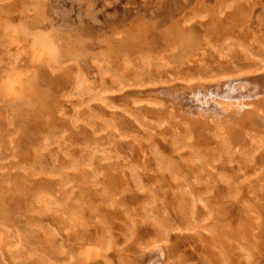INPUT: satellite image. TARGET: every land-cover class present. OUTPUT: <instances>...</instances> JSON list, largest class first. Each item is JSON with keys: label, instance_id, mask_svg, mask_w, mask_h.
I'll use <instances>...</instances> for the list:
<instances>
[{"label": "rangeland", "instance_id": "1", "mask_svg": "<svg viewBox=\"0 0 264 264\" xmlns=\"http://www.w3.org/2000/svg\"><path fill=\"white\" fill-rule=\"evenodd\" d=\"M80 1L83 14L90 18L84 19L77 3L64 1L67 17L72 18L64 31L58 27L60 18L53 24L48 20L54 12L45 11L47 0H0V73L4 75H0V264H77L76 257L85 250L96 253L89 264H136L140 251L154 248L155 242L167 250L164 264H264V102L247 106L251 122L244 111L239 124L232 120L234 116L220 118L201 128L197 124L198 132L192 129L197 126L195 116L183 114L185 108L171 102L177 92L182 95L185 88L208 82L216 73L264 72V0L257 4L256 0ZM222 6L235 14L253 9L251 28L240 26V21L237 27V20H231L230 30L222 25L218 32L215 26L223 15ZM44 12H49L48 18ZM155 22L159 35L179 31L177 23L193 24L199 46L178 50L159 43L151 48L141 45ZM25 28L31 33L25 34ZM33 31L45 35L39 41H52L53 45L48 40L50 59L45 57V62L38 63L43 53L35 49L40 42L32 39ZM221 31L234 36H219ZM239 32L248 39L238 40ZM22 46L29 50L22 53ZM241 120L247 124L241 125ZM227 124L233 131L245 130L239 131L242 140L234 139L232 147L227 143V132L232 130ZM202 160L209 161L206 170ZM163 161L180 165L166 168ZM173 173L188 176L187 185L173 179ZM187 191L198 202L191 218L177 200L181 194L186 199ZM225 204L231 205L224 209L226 213ZM181 212L189 218L181 220ZM196 246L201 248L194 250ZM127 255L129 259L121 258Z\"/></svg>", "mask_w": 264, "mask_h": 264}, {"label": "bare ground", "instance_id": "2", "mask_svg": "<svg viewBox=\"0 0 264 264\" xmlns=\"http://www.w3.org/2000/svg\"><path fill=\"white\" fill-rule=\"evenodd\" d=\"M17 1V0H16ZM64 1H66L65 3H67V1L68 0H47V4H48V6H47V4H46V9H45V11L47 10V11H52V12H54V15L52 16V18H53V20H52V18H49L48 20H50V22H51V24H53L52 22H56V21H54V20H56L57 18L59 19H61V22H59L60 23V26L58 25V27L60 28V29H62V30H66V29H69V26L71 25L70 24V20H72V18H70V17H67V16H69L68 14V12H69V8H67L65 5H64ZM168 1H170V0H168ZM175 1V0H174ZM257 1L258 0H256L255 2H256V4H257ZM46 2V1H45ZM69 2H72L73 4L74 3H77L78 4V7H79V3H82L80 0H69ZM9 3H10V1H9ZM38 3V2H37ZM71 3V4H72ZM165 3V2H164ZM253 3V2H252ZM259 3V2H258ZM18 4V3H17ZM76 4V5H77ZM54 5H56L57 7L55 8L54 7ZM166 5V4H165ZM170 5V4H169ZM171 5H173L172 3H171ZM174 5H176V4H174ZM173 5V6H174ZM261 5V4H260ZM38 6V5H37ZM178 6V5H177ZM219 6V5H218ZM228 6V5H227ZM235 6V5H234ZM248 6V5H247ZM10 7H11V5H10ZM20 7V6H19ZM36 7V6H35ZM231 7V6H230ZM254 6L252 5V8H253ZM260 7V6H259ZM258 7V8H259ZM1 8H3V7H1ZM76 8V7H75ZM221 8V7H220ZM222 8H223V10H224V12H226L227 11V13H225L224 14V12H223V15H221L220 17L218 16V14L216 15V16H218V19L216 20L217 21V24H216V26L215 27H217L216 29H218V32L220 31L219 29H221L222 28V25H223V28L224 27H228V29L230 30V28H229V25L231 24L230 23V21L231 20H237V24H238V26L237 27H239V21H240V23L242 24H240V26H242V27H246L247 25H248V28L247 29H249V28H251V25L254 23V21H253V17L255 16L254 15V13L255 12H253V9L252 10H248L247 12L248 13H246V11H238L239 13L238 14H235L234 13V11L233 10H227V9H225L224 8V6H222ZM249 8V7H248ZM8 9V8H7ZM74 9V8H73ZM231 9V8H230ZM255 9V8H254ZM4 10V9H3ZM9 10H10V8H9ZM39 10V9H38ZM71 10V9H70ZM77 10V9H76ZM79 10L81 11L80 13H84V12H82L83 11V6L82 7H79ZM6 11V10H5ZM25 11V10H24ZM73 11H75V10H73ZM84 11H85V8H84ZM210 11H212V10H210ZM256 11V10H255ZM220 12V11H219ZM29 13V12H28ZM32 13V12H31ZM34 13V12H33ZM38 13H39V11H38ZM45 13V15L47 16V14H49V12L46 14V12H44ZM70 13H72V12H70ZM218 13V12H217ZM4 14V13H3ZM30 14V13H29ZM149 14V13H148ZM213 14V13H212ZM24 15V14H23ZM39 15V14H38ZM71 15V14H70ZM31 16H32V14H31ZM50 17H51V15H49ZM75 16V15H74ZM77 16V15H76ZM83 16H84V19L85 18H90L89 16H86L85 14H83ZM83 16H82V18H83ZM142 16V15H141ZM5 17V16H4ZM28 17V16H27ZM40 17V16H39ZM145 17V16H144ZM47 18H48V16H47ZM211 18V17H210ZM237 18V19H236ZM42 19V18H41ZM216 19V18H215ZM88 20V19H87ZM163 20V19H162ZM165 20V19H164ZM163 20V21H164ZM180 20V19H179ZM178 20V21H179ZM23 21V20H22ZM32 21V20H31ZM76 21V20H75ZM81 21V20H80ZM84 22V21H83ZM181 22L182 21H180L179 23L181 24ZM206 22H207V20H206ZM206 22L204 23L205 25H206ZM231 22H234V21H231ZM33 23V22H32ZM86 23V22H85ZM118 23V22H117ZM157 22H155V24H154V30H152V32L154 33V34H152V32H151V34L150 35H148V36H144V37H142V39H141V42H140V44L141 45H143L144 44V46H146L147 48H151L150 46H152V45H156V44H158L159 43V45H161V44H163L166 48H170V47H172L173 49H175V48H178V47H182V49L183 50H187L188 48H195V47H197V46H199V42H200V38H198L199 37V35H197V33L195 32H192L191 30H193L194 28H192L191 26L193 25V24H191V23H189V24H184V25H180V24H176V25H174V26H177L178 27V29H179V31H175V33L173 32V31H170V32H163V33H161L160 35H159V33H155V31L156 30H158V23L156 24ZM216 23V22H215ZM230 23V24H229ZM236 23H235V25L234 26H236ZM13 24V23H12ZM62 24V25H61ZM73 24V23H72ZM125 24V23H124ZM132 24V23H131ZM211 24V23H210ZM232 24H234V23H232ZM231 24V25H232ZM247 24V25H246ZM21 25V24H20ZM141 25H142V23H141ZM208 25V24H207ZM54 26V25H53ZM57 26V25H56ZM120 26H122V25H120ZM197 26L198 25H196V28H197ZM19 27V26H18ZM127 27V26H126ZM132 27V26H131ZM139 27V26H138ZM215 27H213V28H215ZM232 27V26H231ZM209 28H210V26H209ZM233 28V27H232ZM241 28V27H240ZM22 29V28H21ZM57 29V28H56ZM146 29V28H145ZM206 29V28H205ZM215 29V30H216ZM18 30H19V28H18ZM24 30V29H23ZM28 30V28H25V30H24V32H25V34H26V31ZM58 30V29H57ZM64 30V31H65ZM210 30V29H209ZM222 30H224V29H222ZM240 30V29H239ZM28 31H30V30H28ZM54 31V30H53ZM60 31V30H59ZM128 31V30H127ZM132 31H133V29H132ZM211 31V30H210ZM241 31V30H240ZM245 31V30H244ZM19 32H21V31H19ZM61 32V31H60ZM180 32V33H179ZM213 32V31H212ZM216 32V31H215ZM29 33H31V31L29 32ZM29 33H27V34H29ZM33 34H34V36H32V39L35 41V42H38L39 41V39H37V38H43V37H45V35H43L42 33H39L38 31L36 32V34L34 33V31L32 32ZM64 33V32H63ZM146 33V32H145ZM226 33H228L229 35H231L232 37L234 36L233 35V33L230 31H225V33L224 32H220V34H218L219 36L220 35H224V34H226ZM238 33V32H237ZM247 33V32H246ZM20 34V33H19ZM22 34V33H21ZM20 34V35H21ZM42 34V35H41ZM45 34V33H44ZM137 34V33H136ZM207 34V33H206ZM227 34V35H228ZM235 34H236V32H235ZM239 36L237 37L238 38V40H241V39H243L244 40V38L242 37L243 35H244V33H242V36H241V33L239 32ZM247 34H249V31H248V33ZM252 34V33H251ZM17 35V34H16ZM32 35V34H31ZM35 35H37V37L35 36ZM48 35V34H47ZM138 35V34H137ZM216 34L214 33V36H215ZM238 35V34H237ZM27 36V35H26ZM43 36V37H42ZM206 36V35H205ZM213 36V37H214ZM231 36H229V37H231ZM241 36V39H239V37ZM247 36V35H246ZM249 36V35H248ZM54 37V36H53ZM203 37V36H202ZM217 37V36H216ZM227 37V36H226ZM225 37V38H226ZM231 37V39H233ZM19 38H20V36H19ZM49 38H51V37H49ZM129 38V37H128ZM136 38V37H135ZM215 38V37H214ZM213 38V39H214ZM256 38V37H255ZM45 39V38H44ZM47 39V38H46ZM131 39V38H130ZM216 39V38H215ZM219 39V38H218ZM217 39V40H218ZM246 39H248V38H245V40ZM251 39H253V37L251 38ZM31 40V39H30ZM50 41V39H47V40H43V41H39L40 42V44L39 43H37V44H39V46H37V47H35V45H34V42H33V46L35 47V49L36 50H40V49H42L41 51H42V53H43V60H40V61H38V63H40L41 61L43 62L44 61V59H45V57H47V52H46V48H47V46L50 44V42H51V45H53L52 44V41ZM126 40V39H125ZM129 40V39H128ZM132 40H134L133 38H132ZM204 40V39H203ZM209 40V39H208ZM234 40H236L235 39V37H234ZM25 41H26V39H25ZM130 41V40H129ZM207 41V40H206ZM205 41V42H206ZM210 41V40H209ZM21 42L22 43H24L23 42V40H21ZM27 42L28 43H30V41L29 40H27ZM242 42V41H241ZM246 42V41H245ZM127 43V42H126ZM36 44V43H35ZM124 44V43H123ZM128 44V43H127ZM206 44H208L207 42H206ZM24 45H26V44H24ZM33 46H32V48H33ZM50 46V45H49ZM27 47V46H26ZM132 47V46H131ZM134 47V46H133ZM132 47V48H133ZM201 47H202V45H201ZM200 47V48H201ZM204 47V46H203ZM24 48V46H22V53H23V51L25 50V49H23ZM30 48V47H29ZM58 48V47H57ZM136 48V47H135ZM171 48V49H172ZM199 48V47H198ZM48 49V48H47ZM59 49V48H58ZM73 49H75V48H73ZM134 49V48H133ZM140 49H142V47L140 48ZM139 49V50H140ZM164 49V48H163ZM21 50H18L19 52L21 51ZM29 50V49H28ZM27 50V48H26V52L28 51ZM30 50H31V48H30ZM134 50H137V48L136 49H134ZM134 50H132V51H134ZM178 50H179V48H178ZM181 50V49H180ZM182 50V51H183ZM196 50H197V48H196ZM199 50V49H198ZM6 51V50H5ZM8 51V50H7ZM11 51V50H10ZM10 51H9V53H10ZM24 51V52H25ZM78 51V50H77ZM143 51V50H142ZM145 51V50H144ZM169 51H170V49H169ZM15 52V51H14ZM25 52V53H26ZM136 52V51H135ZM166 52V51H165ZM171 52H172V50H171ZM170 52V53H171ZM6 53H8V52H6ZM8 53V54H9ZM31 53H32V51H31ZM156 53V52H155ZM162 53V52H161ZM3 54V53H2ZM14 54V53H13ZM20 54V53H19ZM29 54V53H28ZM167 54H168V51H167ZM174 54V53H173ZM10 55H11V53H10ZM22 55V54H21ZM21 55H20V57H21ZM24 56H26L25 54H23ZM22 55V56H23ZM125 55H127V54H125ZM147 55H148V53H147ZM165 55L166 54H164V57H165ZM169 55V54H168ZM172 55V54H171ZM191 55V54H190ZM3 56H5V55H3ZM8 56V55H7ZM149 56V55H148ZM192 56V55H191ZM9 57V56H8ZM17 57H18V55H17ZM48 58L50 59V56H48L47 57V60H48ZM53 58V57H52ZM167 58V57H166ZM188 58V57H187ZM3 59V58H2ZM4 59H5V57H4ZM15 59H18V58H15ZM26 59V58H25ZM24 59V60H25ZM145 59V58H144ZM150 59V58H149ZM6 60V59H5ZM9 60V59H8ZM7 60V61H8ZM19 61H20V59H18ZM24 60H22V61H24ZM27 60V59H26ZM46 60V59H45ZM140 60V59H139ZM151 60V59H150ZM153 60H156V59H153ZM162 60H164V59H162ZM176 60V59H175ZM10 61H12L11 59H10ZM159 61V60H158ZM158 61H156L157 63H158ZM164 61H166V60H164ZM17 62V61H16ZM29 62V61H28ZM45 62V61H44ZM120 62V61H119ZM143 62V61H142ZM167 62V61H166ZM172 62V61H171ZM147 63V62H146ZM160 63V62H159ZM43 64V63H42ZM155 64V63H154ZM161 64V63H160ZM12 65H14L15 66V64L13 63ZM37 65V64H36ZM45 65H46V63H45ZM144 65V64H143ZM159 65V64H158ZM13 66V67H14ZM136 66V65H135ZM142 66V65H141ZM153 66V65H152ZM151 66V67H152ZM159 66H161V65H159ZM11 67V66H10ZM35 67H37V66H35ZM40 67V65H38V67L37 68H39ZM48 67V66H47ZM143 67V66H142ZM162 67H163V65H162ZM16 68V67H15ZM14 68V69H15ZM32 68V67H31ZM155 68H156V66H155ZM12 69V68H11ZM159 69V68H158ZM211 69V68H210ZM212 69H213V67H212ZM8 70H10V69H8ZM36 70V69H35ZM206 70V69H205ZM208 70V69H207ZM4 71V70H3ZM37 71V73H38V70H36ZM135 71V70H134ZM204 71V70H203ZM217 71H219V69H217ZM155 72H158V70H156ZM205 72V71H204ZM2 74H3V72H1ZM1 73H0V75H1ZM12 73V72H11ZM29 73H31V72H29ZM206 74H208L207 72H205ZM211 73V72H210ZM214 73H216L215 71H214ZM220 73V72H219ZM242 73V74H241ZM8 74H10V71H9V73ZM34 74H35V72H34ZM155 74V73H154ZM243 74H245V73H243V72H233V73H231V74H229V75H227V74H225V73H221L220 75H217V73L215 74V75H213V74H211V75H213L212 77L213 78H211V79H209L208 80V82H206V81H204V82H196V84H193V87H191V88H185L184 89V93H182V95H180L181 93L180 92H177V94H178V96H173L174 97V100H173V97H172V99H171V102H172V106H179L180 108H185V112H183V114H188V116L190 115H194L195 116V122H196V125L197 124H199L200 125V128L201 127H203L204 126V124H206L207 123V125H208V123L210 122V121H214V120H219L220 118H221V120L222 121H224V119H226V120H228V118L229 117H235V119H232L233 121H235V124L236 123H238V121L240 120L239 118L242 116V112H244V114L246 115V113H247V115H246V118L248 119V111L249 110H247V106H249L250 108H251V106H252V104L254 103H257V102H260V101H263L264 102V72L263 73H259V72H255L254 70H253V72L251 73V72H247V75L245 74V75H243ZM38 75H39V73H38ZM242 75V76H241ZM2 76V75H1ZM30 75H28V77H29ZM208 76H209V74H208ZM2 77H4V75L2 76ZM32 77V76H31ZM198 77H200V76H198ZM204 77H205V75H204ZM128 78H130V77H128ZM238 78H243V81H239V82H237L236 80L238 79ZM27 79V78H26ZM133 79V78H132ZM206 80V79H205ZM26 81V80H25ZM28 81V80H27ZM31 81V80H30ZM36 81V80H35ZM29 82V81H28ZM32 82V81H31ZM195 83V82H194ZM187 84H188V82H187ZM190 84H191V82H190ZM186 85V84H185ZM202 85V86H201ZM197 86V87H196ZM201 86V87H200ZM224 86V87H223ZM207 87V88H206ZM196 89H198V90H196ZM179 90V89H178ZM252 99V100H251ZM260 99V100H259ZM253 102V103H252ZM178 104V105H177ZM256 105V104H255ZM165 106V105H164ZM244 107V108H243ZM245 107H246V109H245ZM253 107V106H252ZM257 107H259V105L257 106ZM261 107V106H260ZM263 108V105H262V107L260 108V110ZM149 109V108H148ZM173 109H174V107H173ZM249 109V108H248ZM264 109V108H263ZM158 110V109H157ZM176 110H177V108H176ZM182 110V109H181ZM230 110H232L231 112H228V111H230ZM253 110V109H252ZM259 110V111H260ZM178 111H179V109H178ZM252 112H254V111H252ZM258 112V111H257ZM165 113V112H164ZM181 113V112H180ZM179 113V114H180ZM262 113H264L263 111H262ZM243 114V115H244ZM254 114V113H253ZM256 114V113H255ZM164 115V114H163ZM171 115V114H170ZM223 115V116H222ZM236 115H238V117L236 118ZM245 115L244 116H242L243 118L245 117ZM252 115V114H251ZM250 115V116H251ZM158 116V115H157ZM160 116V115H159ZM177 116V115H176ZM181 116V115H180ZM170 117V116H169ZM182 117H184L183 115H182ZM157 118V117H156ZM190 118V117H189ZM250 118V117H249ZM247 119H246V121H247ZM231 120V119H230ZM251 120V119H250ZM249 119H248V121L249 122H251ZM220 121V120H219ZM221 121V122H222ZM233 121H232V124H233ZM242 122H241V125H243L244 124V120H241ZM226 122V121H225ZM230 122V121H229ZM212 123V122H211ZM214 123H215V121H214ZM224 123V122H223ZM227 123V122H226ZM240 123V122H239ZM238 123V124H239ZM174 124V123H173ZM217 124V123H216ZM215 124V125H216ZM231 124V125H232ZM238 124L236 125V126H238ZM245 124H247L246 122H245ZM245 124H244V126H245ZM252 124H253V122H252ZM177 125V124H176ZM195 125V124H194ZM199 125H197L196 127L195 126H193V123H192V125H191V127H192V129H196L195 131L196 132H198L199 131ZM213 125V124H212ZM214 125V126H215ZM228 125V124H227ZM231 125H228V126H230V128H231ZM234 125V124H233ZM240 125V126H241ZM210 126V125H209ZM208 126V127H209ZM217 126V125H216ZM228 126H226L225 125V127H228ZM235 126V125H234ZM235 126V127H236ZM239 126V127H240ZM248 126H249V124H248ZM254 126H256L255 124H254ZM254 126H253V128H254ZM191 127L189 126V128H190V130H191ZM207 127V126H206ZM205 127V128H206ZM213 127V126H212ZM214 128V127H213ZM244 128V127H243ZM252 128V129H253ZM257 128V127H256ZM209 129V128H208ZM211 129V128H210ZM232 130L230 131H228L227 132V143H228V145L230 146V147H232L233 145H232V142H234L235 143V140L234 139H236V138H240V142H241V140H242V137H243V134H241L242 136H240V133H241V130L242 131H245V130H243V129H240L239 128V131H240V133H239V131L238 130H236V131H233V127L231 128ZM245 129H248L249 131H250V129L249 128H245ZM226 130H228V129H226ZM259 130H260V128H259ZM263 130V129H262ZM187 131V130H186ZM185 131V132H186ZM193 131V130H192ZM192 131H191V133H192ZM248 131V132H249ZM257 131V130H256ZM194 132V131H193ZM206 132V131H205ZM259 132V131H258ZM187 133V132H186ZM250 133V132H249ZM249 133H248V135H249ZM197 134V133H196ZM195 134V135H196ZM201 133H199V135H200ZM208 134V133H207ZM191 135H194V134H191ZM194 135V137H199V136H195ZM202 135H203V133H202ZM202 135L200 136L202 139H203V137H202ZM192 137V136H191ZM199 137V138H200ZM251 137V136H250ZM205 138V137H204ZM260 138V137H259ZM192 139V141H193V138H191ZM196 139H198V138H196ZM201 139V140H202ZM219 140V139H218ZM234 140V141H233ZM237 140H239V139H237ZM195 141V140H194ZM216 141V140H215ZM237 142H239V141H237ZM224 143H225V141H224ZM188 144H190V143H188ZM192 144V143H191ZM194 144V143H193ZM242 144V143H241ZM244 144H246V143H244ZM214 145V144H213ZM227 145V146H228ZM232 145V146H231ZM236 145V144H235ZM211 146V145H210ZM237 146V145H236ZM247 146V145H246ZM250 146V145H249ZM249 146H248V148H249ZM261 146V145H260ZM264 146V145H263ZM235 147V146H234ZM189 148H191L192 149V147H189ZM207 148V147H206ZM226 148H229V147H226ZM238 148V147H237ZM239 148H240V145H239ZM194 149V148H193ZM196 149V148H195ZM208 149V148H207ZM225 149V148H224ZM247 149V148H246ZM246 149H244V150H246ZM255 149V148H254ZM250 150V149H249ZM253 150V149H252ZM262 150V149H261ZM172 151V150H171ZM247 151V150H246ZM264 151V150H263ZM262 151V152H263ZM231 152H233L232 150H231ZM244 152V151H243ZM195 153V152H194ZM223 153H225L224 151H223ZM235 153V152H234ZM256 153V152H255ZM254 153V154H255ZM257 153H258V151H257ZM261 153V152H260ZM264 153V152H263ZM233 154V153H232ZM221 155H222V152H221ZM254 156H256V155H254ZM257 156H258V154H257ZM262 156V155H261ZM251 157V156H250ZM263 157V156H262ZM234 158V157H233ZM252 158V157H251ZM261 158V157H260ZM166 159V158H165ZM168 159H170V158H168ZM183 159V158H182ZM186 159V158H185ZM188 159V158H187ZM186 159V160H187ZM171 160H173L174 161V159L173 158H171ZM170 160V161H171ZM180 160V159H179ZM178 160V161H179ZM255 160V159H254ZM167 162V161H163L162 163H163V165L166 167V168H169V165H170V167L171 168H176L177 166H178V164L180 165V163H174V162ZM190 161V160H189ZM208 160H206V161H204L203 162V160H202V163L201 164H204V167H205V165L207 166V164H208V162H207ZM211 161V160H210ZM148 162L150 163L151 162V160L149 161L148 160ZM180 162V161H179ZM183 161H181V163H182ZM187 162V161H186ZM147 163V162H146ZM160 163V162H159ZM161 163V164H162ZM167 163V164H166ZM191 163H193V162H191ZM198 163V162H197ZM200 163V162H199ZM220 163V162H219ZM253 163H254V161H253ZM166 164V165H165ZM210 164H211V166H212V168L213 167H215V165H214V163L213 162H210ZM225 164V163H224ZM249 164V163H248ZM255 164H257V163H255ZM147 165V164H146ZM181 165H186L185 166V168L187 167V164H181ZM190 165V164H189ZM209 165V164H208ZM221 165V164H220ZM227 165V164H226ZM226 165H224V166H226ZM251 165V164H250ZM194 166V165H193ZM192 166V167H193ZM203 166V165H202ZM144 167H146V166H144ZM163 167V166H162ZM179 167V166H178ZM181 167V166H180ZM190 167H191V165H190ZM219 167V166H218ZM147 168H149V167H147ZM152 168V167H151ZM184 168V167H183ZM202 168V167H201ZM206 168H208V167H205V170H206ZM180 169V168H179ZM196 169V168H195ZM194 169V170H195ZM153 170V169H152ZM172 170V169H171ZM178 170V169H177ZM176 170V171H177ZM181 170H182V167H181ZM185 170V169H184ZM191 170V169H190ZM201 170V169H200ZM183 171V170H182ZM199 171V170H198ZM209 170H207V172H208ZM137 172V171H136ZM142 172V171H141ZM165 172V171H164ZM193 171H191V173H192ZM204 172H206V171H204ZM160 173H162V172H160ZM166 173V172H165ZM169 173H170V171H169ZM184 173V172H183ZM186 173V172H185ZM196 173V172H195ZM209 173V172H208ZM208 173H206L205 175H207ZM226 173V172H225ZM180 174V173H179ZM181 174H182V172H181ZM187 174V173H186ZM152 175V174H151ZM191 175V174H190ZM194 175V174H193ZM196 175V174H195ZM202 175V174H201ZM124 176V175H123ZM126 176V175H125ZM145 176H147V175H145ZM171 176H172V178L173 179H175V180H179V184H180V182L182 183L183 181H185L183 184H185V185H187L186 183H187V181H188V176H186V175H184V176H180V175H178L177 176V174H175V173H173V174H171ZM192 176V175H191ZM190 176V177H191ZM229 176V175H228ZM203 177V176H202ZM221 177V176H220ZM223 177V176H222ZM123 178V177H122ZM125 178V177H124ZM212 178V177H211ZM166 179V178H165ZM170 179V178H169ZM192 179V178H191ZM216 179V178H215ZM193 180V179H192ZM191 180V181H192ZM209 180V179H208ZM120 181V180H119ZM123 181H124V179H123ZM165 181V180H164ZM170 181V180H169ZM214 181V180H213ZM226 181V180H225ZM228 181V180H227ZM235 181V180H234ZM118 182V181H117ZM192 182H194V181H192ZM192 182H191V184H192ZM158 183V182H157ZM161 183V182H160ZM171 183V182H170ZM213 183V182H212ZM227 184V183H226ZM151 185V184H150ZM155 185V184H154ZM152 186H153V184H152ZM175 186V185H174ZM207 186V185H206ZM234 186V185H233ZM117 187V186H116ZM150 188H151V186H149ZM171 187H172V189L174 188L173 187V185H171ZM176 187V186H175ZM181 187V186H180ZM194 187H196V186H194ZM194 187H193V189H194ZM201 187V186H200ZM203 187V186H202ZM211 187V186H210ZM115 188V187H114ZM135 189V188H134ZM220 189V188H219ZM190 190V189H189ZM222 190V189H221ZM132 191H134V190H132ZM137 191V190H136ZM147 191V190H146ZM167 191V190H166ZM191 191V190H190ZM195 191H196V189H195ZM204 191V190H203ZM209 191V190H208ZM233 191V190H232ZM168 192H170V190L168 191ZM177 192V191H176ZM187 192H189V191H187ZM186 192V193H187ZM219 192V191H218ZM161 193V192H160ZM163 193H164V190H163ZM129 194V193H128ZM145 194H147V192L145 193ZM125 195V194H124ZM165 196V195H164ZM176 196V195H175ZM174 196V197H175ZM230 196V195H229ZM163 197V196H162ZM161 197V198H162ZM181 197V198H180ZM180 197H178V203H179V206H180V208H181V205H183V203H184V208H183V212L186 210V209H188V210H186L185 212H187L186 214L188 215V216H190V218L191 217H194L195 216V213H196V204L198 205V202L196 203V201L194 200V199H196V198H194V197H192V195L190 194V192H189V194H187V198L189 197V199L187 200V198L185 199V194H181V196ZM191 197V198H190ZM223 197V196H222ZM146 200V199H145ZM148 200V199H147ZM176 203V202H175ZM125 205V204H124ZM127 206V205H126ZM174 206H176V204H174ZM178 206V205H177ZM189 206V207H188ZM151 207V206H150ZM154 206H152L151 208H153ZM217 207V206H216ZM231 207V205L230 204H225L224 206H223V210L224 209H226L227 208V210H229V208ZM97 208H99V207H97ZM165 208V207H164ZM163 208V209H164ZM168 209V208H167ZM176 209V208H175ZM179 209V208H178ZM204 209V208H203ZM231 209V208H230ZM96 210H99V209H96ZM169 210V209H168ZM102 211V210H101ZM137 211V210H136ZM153 211V213H154V210H152ZM151 211V212H152ZM158 211V210H157ZM171 211V210H170ZM178 211V210H177ZM176 211V212H177ZM180 211H181V209H180ZM217 211V210H216ZM225 211V213H226V210H224ZM135 212V211H134ZM138 212V211H137ZM162 212H164V211H162ZM183 212H181L182 214H183V219H181V220H183V221H185V219H186V217H188V216H186L185 217V213H183ZM100 213V212H99ZM134 215L135 214H137V213H133ZM144 214V213H143ZM164 214V213H163ZM212 214V213H211ZM214 214V213H213ZM158 214H156V216H157ZM178 215V214H177ZM180 215V214H179ZM228 215V214H227ZM176 216V215H175ZM139 217V216H138ZM159 217V216H158ZM162 217V216H161ZM182 217V216H181ZM199 217V216H198ZM227 217V216H226ZM185 218V219H184ZM189 218V217H188ZM188 218H187V220H188ZM197 218V217H196ZM199 218H201V217H199ZM137 220L138 219H136L135 221L137 222ZM146 220H148V219H146ZM179 220V219H178ZM196 220V219H195ZM108 221V220H107ZM106 221V222H107ZM129 221V220H128ZM143 221H145V219L143 220ZM173 221V220H172ZM198 221V220H197ZM196 221V222H197ZM199 221H200V219H199ZM141 222V221H140ZM147 222V221H146ZM194 222V221H193ZM143 223V222H142ZM134 224H139V223H134ZM134 224H132L133 226L132 227H134ZM147 225L148 224H150V223H146ZM169 224H170V222H169ZM174 224V223H173ZM172 224V225H173ZM191 224H192V222H191ZM191 224H189V225H191ZM202 224H204V223H202ZM142 225V224H141ZM140 225V226H141ZM144 225V224H143ZM147 225H144L145 227L147 226ZM159 225V224H158ZM195 225H197V223L195 224ZM199 225V224H198ZM106 226V225H105ZM139 226V225H138ZM154 226H156V225H153V227ZM171 226V225H170ZM174 226V225H173ZM204 225H202L201 226V224L199 225V227H203ZM107 227V226H106ZM136 227V226H135ZM143 227V226H142ZM145 227H143L144 228V230H145ZM147 227H150L149 225L147 226ZM152 227V228H153ZM160 227V226H159ZM191 227V226H190ZM206 227V226H205ZM96 228V231H97V229H98V227H95ZM109 228H110V225H109ZM126 228L127 227H125V228H122V229H124L125 231H126ZM155 228V227H154ZM179 228V227H178ZM136 229H137V227H136ZM136 229L134 230V231H136ZM141 230H142V228H140ZM156 229H157V227H156ZM181 229V228H180ZM99 230V229H98ZM190 230V229H189ZM102 231V230H101ZM124 231V232H125ZM143 231V230H142ZM224 232H225V230H223ZM94 232H95V229H94ZM98 232V231H97ZM96 232V233H97ZM112 232V231H111ZM114 232V231H113ZM132 232V231H131ZM145 232H146V230H145ZM183 232V231H182ZM181 232V233H182ZM185 232V231H184ZM198 232V231H197ZM227 232H229V230L227 231ZM226 232V233H227ZM126 233V232H125ZM135 233V232H134ZM137 233V232H136ZM135 233V234H136ZM187 233V232H186ZM243 233V232H242ZM98 234V233H97ZM99 234H101V233H99ZM114 234H118V233H114ZM122 234H124L123 233V230H122ZM122 234H120V236L122 235ZM140 234V233H139ZM138 234V235H139ZM147 234V233H146ZM188 234V233H187ZM224 234V233H223ZM132 236H133V234H131ZM137 235V234H136ZM142 235V234H141ZM208 235V234H207ZM209 235H210V233H209ZM221 235V237H222V234H220ZM227 235H228V233H227ZM246 235V234H245ZM98 236V235H97ZM115 236H117V235H115ZM143 236V235H142ZM144 236H145V234H144ZM189 236V235H188ZM213 236H215V234L213 235ZM229 236H231V235H229ZM95 237V236H94ZM99 237V239L101 238V236L99 235L98 236ZM97 237V238H98ZM135 237V236H134ZM220 237V236H219ZM225 237V236H224ZM243 237V236H242ZM246 237V236H245ZM96 238V240H98ZM113 238H115V237H113ZM133 238V237H132ZM194 238V237H193ZM215 238V237H214ZM230 238V237H229ZM135 240H137V238H134ZM133 239V240H134ZM206 239H207V237H206ZM243 239V238H242ZM86 241H87V239H85ZM94 240V239H93ZM114 240H116V239H114ZM157 240V239H156ZM220 240V239H219ZM221 240H222V238H221ZM244 240V239H243ZM89 241V240H88ZM92 241V240H91ZM113 241V240H112ZM189 241H192V239L191 240H189ZM204 242H206L205 240H203ZM202 241V242H203ZM208 241H212V240H209L208 239ZM207 241V242H208ZM214 241V240H213ZM18 242V241H17ZM17 242H15V243H17ZM94 242V241H93ZM113 242H115V241H113ZM112 242V243H113ZM152 243H153V240L151 241ZM155 242V241H154ZM200 242H201V239H200ZM206 242V243H207ZM215 242V241H214ZM221 242V241H220ZM240 242H241V239H240ZM85 242H83V244H84ZM90 243H92V242H90ZM89 243V244H90ZM117 243V242H116ZM152 243H150V245L152 244ZM184 243V242H183ZM186 243V242H185ZM184 243V244H185ZM244 243V242H243ZM19 244L20 243H18V246H19ZM22 244V243H21ZM20 244V245H21ZM82 244V245H83ZM86 244V243H85ZM88 244V242H87V245H89ZM137 244V243H136ZM157 243L155 242V243H153V245H154V248H150V249H146V250H142V252L140 251V254H138L137 256L134 254V256H136V257H138L137 258V260H134V261H137V262H135L136 264H164V263H162V259L166 256L165 254H166V252H167V250L164 248V245L163 246H159V245H156ZM182 244V243H181ZM187 244V243H186ZM200 244H204V243H200ZM220 244H222V242L220 243ZM242 244V243H241ZM15 246H16V244H14ZM23 245H25V244H23ZM95 245H96V242H95ZM138 245V244H137ZM152 245V246H153ZM216 245V244H215ZM226 245V244H225ZM225 245H223V246H225ZM235 245H236V243H235ZM234 245V246H235ZM90 246V245H89ZM93 246V245H92ZM139 246V245H138ZM137 246V247H138ZM143 246V245H142ZM186 246V245H185ZM193 246V245H192ZM194 246H195V244H194ZM201 246V245H200ZM204 246V245H203ZM203 246H202V249H203ZM220 246V245H219ZM219 246H218V248H219ZM229 246H230V244H229ZM22 247V246H21ZM19 248V249H21L22 250V248ZM29 247V246H28ZM34 247V246H33ZM148 247V246H147ZM183 247V246H182ZM206 247H208L207 246V244H206V246H205V249H206ZM17 249H18V247H16ZM115 248V247H114ZM118 248V247H117ZM193 248V247H192ZM198 247L196 246V248H194V250L195 249H197ZM199 248H201V247H199ZM198 248V249H199ZM209 248V247H208ZM206 249V250H209V249ZM221 248H222V246H221ZM15 249V248H14ZM24 249V248H23ZM27 249V248H26ZM29 249V248H28ZM86 249V248H85ZM88 249H90V248H88ZM92 249V248H91ZM120 248H118L117 249V251L119 250ZM137 249V248H136ZM141 249V248H140ZM145 249V248H144ZM232 249V248H231ZM31 250H32V248H31ZM34 250V249H33ZM190 250V249H189ZM188 250V251H189ZM193 250V249H192ZM191 250V252H194V250L192 251ZM201 250V249H200ZM199 250V251H200ZM26 250H24V252H25ZM117 251H116V253L115 254H118L117 253ZM182 251H185V250H182ZM204 251V250H203ZM33 252V251H32ZM119 252V251H118ZM197 252H198V250H197ZM19 253V252H18ZM17 253V254H18ZM21 253H23L22 251H21ZM20 253V254H21ZM26 253V252H25ZM82 255H80V256H77L76 257V260H77V264H78V262H81V263H87L88 262V264H89V261H90V259L93 257L94 258V256H96V253L94 254V252H92L91 250H85V251H82V252H80ZM109 253V252H108ZM120 253V252H119ZM124 253V252H123ZM137 253V252H136ZM194 253H196V252H194ZM199 253V252H198ZM19 254V255H20ZM30 254V253H29ZM110 254H111V252H110ZM125 254V253H124ZM123 254V255H124ZM186 254V253H185ZM190 254V253H189ZM203 254V253H202ZM13 255V254H12ZM25 255H27V254H25ZM24 255V256H25ZM35 255V254H34ZM126 255V254H125ZM130 255V254H129ZM199 255V254H198ZM31 256H32V254H31ZM117 256V255H116ZM133 256V255H132ZM133 256V258H135ZM168 256H169V254H168ZM167 256V257H168ZM23 257V256H22ZM21 257V258H22ZM33 257V256H32ZM167 257H166V259H167ZM28 258H29V256H28ZM34 258V257H33ZM32 258V259H33ZM39 258V257H38ZM41 258V257H40ZM121 258H128L129 259V256L127 255V257H122L121 256ZM132 258V259H133ZM14 259V258H13ZM17 259V258H16ZM25 259H26V256H25ZM31 259V258H30ZM165 259V260H166ZM22 260V259H21ZM27 260V259H26ZM120 261L122 260V259H119ZM103 261V260H102ZM23 262V261H22ZM29 262V261H28ZM95 262H99V261H95ZM14 263V262H13ZM166 264H167V262H165ZM23 264H24V262H23Z\"/></svg>", "mask_w": 264, "mask_h": 264}]
</instances>
